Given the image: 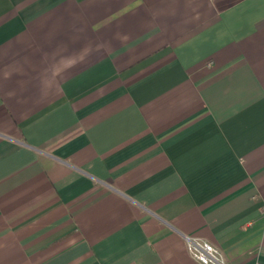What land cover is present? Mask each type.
<instances>
[{
  "label": "crops",
  "instance_id": "crops-1",
  "mask_svg": "<svg viewBox=\"0 0 264 264\" xmlns=\"http://www.w3.org/2000/svg\"><path fill=\"white\" fill-rule=\"evenodd\" d=\"M264 264V0H0V264Z\"/></svg>",
  "mask_w": 264,
  "mask_h": 264
},
{
  "label": "built area",
  "instance_id": "built-area-1",
  "mask_svg": "<svg viewBox=\"0 0 264 264\" xmlns=\"http://www.w3.org/2000/svg\"><path fill=\"white\" fill-rule=\"evenodd\" d=\"M188 250L201 264H227L223 250L209 240L194 234H184Z\"/></svg>",
  "mask_w": 264,
  "mask_h": 264
}]
</instances>
